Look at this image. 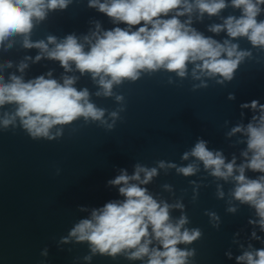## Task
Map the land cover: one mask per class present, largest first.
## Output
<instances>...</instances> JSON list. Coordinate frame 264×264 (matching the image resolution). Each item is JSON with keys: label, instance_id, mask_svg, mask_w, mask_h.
Wrapping results in <instances>:
<instances>
[{"label": "water", "instance_id": "obj_1", "mask_svg": "<svg viewBox=\"0 0 264 264\" xmlns=\"http://www.w3.org/2000/svg\"><path fill=\"white\" fill-rule=\"evenodd\" d=\"M226 2L229 6L218 15L205 13L201 17L194 9L190 16L179 19H190V26L206 37L220 43L230 40L240 50L250 51L251 56L238 65L230 81L200 72V79H195L194 65L189 64L183 78L160 69L142 73L135 82L114 85L112 97L97 96L100 86L90 73L81 75L74 64L66 72L59 61L48 59L39 49L24 48L19 36L11 41V47L5 41L0 47V74L5 79L10 74L22 76L25 81L44 75L62 83L64 76H74V87L88 89L91 102L107 110L105 119L109 123L112 111L121 107L125 110L119 112L112 130L98 121L86 124L80 118L70 125L55 126L52 133L62 128L63 135L51 141L33 140L20 126L19 118L7 129L0 124V264H147V256L130 260L127 252L115 258L92 254L87 242L77 243L69 237L71 229L80 220L90 218L93 209L124 199L119 194L120 186L108 181L120 175L122 169L131 176L137 164L157 169V175L141 185L149 194L158 202L181 205L170 208L173 222L184 215L188 220L184 228L201 231V237L193 243L178 245L195 250L187 264H238L236 258L244 252L264 248L260 218L254 207L232 195L236 187L233 177H215L212 169H206L197 158H183L201 139L210 151L222 153L225 163L235 159L237 167L252 155H242L247 150L246 128L256 123L253 116H259L260 110L241 105L253 100L264 105V49L254 47L246 37L231 38L226 31H209L212 25L223 24L228 16L241 15L230 0ZM257 20H264V11ZM97 22L101 30L126 27L114 25L105 14L88 7V0H73L66 10L50 11L33 29L30 39L47 43L51 35L59 42L75 34L84 43L83 37L95 31ZM54 46L49 44L50 49ZM38 54L42 58L34 62ZM8 61L11 66H7ZM22 62L27 67L20 72ZM49 72L51 77L47 76ZM201 84L206 87H193ZM116 94L123 95V102L115 100ZM14 110V105L0 108V120ZM238 126L242 130L233 133ZM161 161L166 167H159ZM190 164L197 168L193 175L177 171ZM238 174L234 171L233 176ZM244 174L249 179L264 175L247 168ZM63 238L68 242H62ZM153 246H158L155 240L150 247ZM229 253L231 258L226 255ZM86 256L91 259L86 260Z\"/></svg>", "mask_w": 264, "mask_h": 264}, {"label": "clouds", "instance_id": "obj_2", "mask_svg": "<svg viewBox=\"0 0 264 264\" xmlns=\"http://www.w3.org/2000/svg\"><path fill=\"white\" fill-rule=\"evenodd\" d=\"M71 3L73 0H0V47L4 46L5 41H9L8 47H11V41L19 36L24 48L39 49L48 59L59 61L66 72L71 71L74 64L81 75L90 73L100 86L96 95L104 97L114 95V85H122L125 81L135 82L142 73L151 74L164 69L183 78L189 64L194 65L192 76L195 79H200L197 75L200 72L230 81L238 65L245 57L251 56L250 51L240 50L239 45L230 40L220 43L204 36L190 26V19L186 22L179 19L186 14L190 16L194 9L201 17L205 13L218 15L229 6L226 0H88V7L105 14L114 25L124 24L126 27L101 30L97 22L95 31L83 37L84 43L75 34H69L59 42L51 35L47 43L30 39L33 29L47 18L50 11L66 10ZM230 5L239 9L241 15H230L223 24L212 25L209 31L217 34L226 31L231 38L246 37L254 47L264 49V20H257L264 11L261 7L264 0H230ZM49 44L55 46L50 49ZM41 54L35 57L34 62L42 58ZM11 63L8 61L7 66H11ZM26 67L27 64L22 62L19 71L23 72ZM51 75V72L47 73L48 77ZM76 79L74 76H64L61 83L41 75L25 81L15 74H10L7 79L0 74V108L15 106V110L6 113L0 124L7 129L9 125H15L19 118L20 126L33 140L42 138L49 141L63 135L62 128L52 133L55 126L70 125L80 118L86 124L98 121L100 126L112 130L124 107L109 114L112 118L109 123L105 119L107 110L91 102L88 89L77 90L74 87ZM201 86L206 87L204 84L193 87ZM229 98L234 99V96L230 95ZM115 100L123 102L124 97L116 94ZM241 107L260 110L259 116H253L256 123H249L246 128L247 150L242 155L247 158L248 153H252L246 163L239 167L235 165V159L225 163L222 153L210 151L202 139L183 158L187 159L189 155L197 158L206 169H212L211 174L215 177L224 180L233 177L236 187L232 195L256 209L259 226L264 231V175L249 179L244 174L246 168L264 173V105L253 100ZM241 130L238 126L232 131ZM159 167L166 165L161 161ZM177 171L189 176L197 168L190 164L177 168ZM234 171L239 174L233 176ZM156 175V168L149 169L139 164L131 176L122 169L120 175L108 181V184L120 186L119 194L124 199L93 209L90 218L80 220L71 229L69 237L77 243L87 242L92 254L115 258L117 254L127 252L130 260H142L147 256V264H187V258L194 255L195 250L181 249L178 245L191 244L202 233L199 229L184 228L188 223L184 215L173 222L170 208L181 205L158 202L147 188L141 186L148 184ZM229 211L235 209L230 208ZM252 235L255 237V233ZM154 240L158 246L150 247ZM62 242L67 243L68 238H63ZM226 255L231 258L230 253ZM85 259L90 260L91 256ZM236 259L238 264H264V248L244 252Z\"/></svg>", "mask_w": 264, "mask_h": 264}]
</instances>
